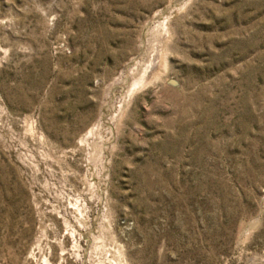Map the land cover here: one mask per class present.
Segmentation results:
<instances>
[{"label":"rangeland","instance_id":"1","mask_svg":"<svg viewBox=\"0 0 264 264\" xmlns=\"http://www.w3.org/2000/svg\"><path fill=\"white\" fill-rule=\"evenodd\" d=\"M0 264H264V0H0Z\"/></svg>","mask_w":264,"mask_h":264},{"label":"bare ground","instance_id":"2","mask_svg":"<svg viewBox=\"0 0 264 264\" xmlns=\"http://www.w3.org/2000/svg\"><path fill=\"white\" fill-rule=\"evenodd\" d=\"M164 24H165V23H164ZM162 25H163V23H162ZM163 26H164V25H163ZM162 28H164V27H162ZM156 30H157V29H156ZM161 31H163V30H161ZM164 31H165V30H164ZM166 31H167V29H166ZM166 31H165V32H166ZM168 32H169V31H168ZM163 33H164V32H163ZM164 35H165V34H164ZM156 51H157V50H156ZM158 51H159V50H158ZM152 53H153V55H154V52H152ZM159 53H161V52H159ZM159 53L157 52L158 55H159ZM155 54H156V53H155ZM153 55H152V56H153ZM155 56H156V55H155ZM153 57H154V56H153ZM150 58H151V57H150ZM151 60H152V59H151ZM158 60H159V59H158ZM155 61H156V60H155ZM157 62H158V61H157ZM151 63H152V62L150 61V62H149V65H150V66H151ZM153 63L155 64V62H153ZM158 63H159V62H158ZM149 65H148V66H149ZM156 65H157V64H156ZM146 66H147V65H146ZM148 66H147V67H148ZM145 70H146V67H145ZM147 71H149V70H147ZM143 72H144V71H143ZM145 73H146V72H145ZM141 75H142V74H141ZM143 75H144V73H143ZM143 75L140 76V81H141L142 79H144L145 76H146L147 74H146L145 76H143ZM146 79H147V78H146ZM146 79H145V80H146ZM145 80H144V81H145ZM140 81H139V83H140ZM132 83H133V82H132ZM134 83H135V81H134ZM136 83H137V82H136ZM131 85H133V84H131ZM134 85H135V84H134ZM134 85H133V86H134ZM136 85H137V84H136ZM140 86H141V85H140ZM130 88L132 89L131 86H130ZM129 90H130V89H129ZM80 142H82V141H80ZM80 144H81V143H80ZM94 151H95V150H94Z\"/></svg>","mask_w":264,"mask_h":264}]
</instances>
